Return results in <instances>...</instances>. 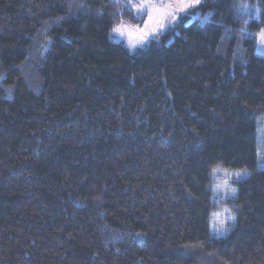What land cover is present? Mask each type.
<instances>
[{"label":"trees","instance_id":"trees-1","mask_svg":"<svg viewBox=\"0 0 264 264\" xmlns=\"http://www.w3.org/2000/svg\"><path fill=\"white\" fill-rule=\"evenodd\" d=\"M133 1L0 0V264H264V0H200L130 50ZM216 165L250 171L225 236Z\"/></svg>","mask_w":264,"mask_h":264},{"label":"rangeland","instance_id":"rangeland-1","mask_svg":"<svg viewBox=\"0 0 264 264\" xmlns=\"http://www.w3.org/2000/svg\"><path fill=\"white\" fill-rule=\"evenodd\" d=\"M182 2H188V0H134L132 5L138 17L136 18L137 24L119 23L114 28L120 26L121 32L112 31V39L123 42L130 50L145 45L156 32L165 28L172 16H176V20L178 19L179 12L176 9ZM161 21L165 24L163 28L159 27ZM153 28L156 29L155 33L152 32ZM262 32H264V27L257 34L256 52L264 55V43L261 42L264 40ZM145 33L148 34L147 39L141 43L140 38ZM256 153V169H262L264 166L258 167V163L264 164V159H262L264 158V114L257 118ZM249 174L250 171L246 169H229L220 165L212 168V200L215 209L210 223V231L213 235L225 236L234 227L236 220L230 206L236 194L235 183L248 177ZM217 214L225 221L222 229L217 227L218 221L215 219Z\"/></svg>","mask_w":264,"mask_h":264},{"label":"snow or ice","instance_id":"snow-or-ice-1","mask_svg":"<svg viewBox=\"0 0 264 264\" xmlns=\"http://www.w3.org/2000/svg\"><path fill=\"white\" fill-rule=\"evenodd\" d=\"M200 3V0H188V2H182L180 7H178L176 9L177 12H185L187 11L188 9H191V8H194L197 4ZM197 19H200L201 20V23L203 24L205 22V20L207 19L206 17H197ZM176 20V16H172L171 20H169L168 22L171 23L172 21ZM165 26L164 22L161 21L160 24H159V27L160 28H163ZM114 32H121V27L118 26L116 28L113 29ZM156 29L153 28L152 29V32L155 33ZM147 33H145L143 36H141L140 38V42L142 43L144 40L147 39ZM262 36H264V32H262ZM262 43H264V40L261 41ZM133 47H135V44H133ZM264 159V158H262ZM260 166H264V164L262 163H258V167ZM217 221H218V225L217 227L222 229L224 227V224H225V221L224 219L220 218L219 214H217L216 218H215Z\"/></svg>","mask_w":264,"mask_h":264},{"label":"crops","instance_id":"crops-1","mask_svg":"<svg viewBox=\"0 0 264 264\" xmlns=\"http://www.w3.org/2000/svg\"><path fill=\"white\" fill-rule=\"evenodd\" d=\"M181 13H183V12H179L178 14H181ZM169 23V22H168ZM157 33V32H156Z\"/></svg>","mask_w":264,"mask_h":264}]
</instances>
